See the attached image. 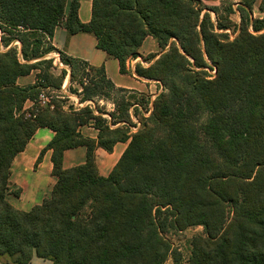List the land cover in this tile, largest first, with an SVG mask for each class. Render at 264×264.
Masks as SVG:
<instances>
[{"label": "trees", "instance_id": "1", "mask_svg": "<svg viewBox=\"0 0 264 264\" xmlns=\"http://www.w3.org/2000/svg\"><path fill=\"white\" fill-rule=\"evenodd\" d=\"M68 2L0 0L6 49L0 50V258L10 264H30L35 256L52 264H165L173 256L179 262L167 232L202 227L186 264H264V19L252 24L255 0L238 6L246 28L233 41L218 32L230 28L229 20L211 9L215 25L202 0H94L89 24L79 20V2L67 10ZM234 11L231 4L225 10L228 16ZM63 23L70 35H93L123 73L147 37L158 43L159 59L135 69L162 86L153 101L140 94L149 107L141 123H132L131 103L116 100L119 117L110 121L97 105H41L44 90L60 92L67 77L66 70L55 77L58 63L48 59ZM16 41L20 45L12 46ZM65 58L70 83L82 88L80 103L129 92L117 89L104 68ZM34 71L35 84L18 85ZM91 124L99 132L95 140L80 131ZM41 128L55 133L39 162L52 151L57 181L50 198L22 212L8 201L11 167ZM119 143L128 145L125 152L109 176H101L96 150L112 153ZM79 147L86 148L85 163L65 170V152Z\"/></svg>", "mask_w": 264, "mask_h": 264}, {"label": "crops", "instance_id": "2", "mask_svg": "<svg viewBox=\"0 0 264 264\" xmlns=\"http://www.w3.org/2000/svg\"><path fill=\"white\" fill-rule=\"evenodd\" d=\"M74 0H69L67 10ZM79 2V20L82 24H89L93 16L94 0H77ZM204 3L214 1V6H218L219 0H202ZM54 53L48 56V59H53L54 62L59 61L57 55L64 53L68 58L77 59L89 64L93 68H104L107 77L115 85L117 89H123L132 93L145 94L151 97L153 101L157 96L156 93L162 90L159 83L153 80L141 78L135 73L137 66L148 68L162 54L158 43L152 38L147 37L142 47L139 50V56L129 58L126 63V72H121L120 63L118 60L111 58L97 47V40L91 34H76L70 35L65 27V24L59 25L55 30V35L51 41ZM148 56H154L152 60H145ZM59 70V69H53ZM66 70L67 77L63 84V94L65 98L72 102L75 107L89 106L94 109L98 101H88L80 103V98L69 96L66 85L70 83L71 69ZM38 71H34L31 75L18 79V85L24 87L36 83ZM62 90V89H61ZM102 104L103 100H100ZM109 106L114 107L113 104ZM26 107H31V103H27ZM114 109H111L113 111ZM83 136L91 139H97L99 132L91 125L81 127ZM55 133L48 128L39 129L33 139L28 143L26 149L17 155L11 167L10 178V193L8 195L9 203L17 210L29 212L34 207L41 205L45 199L51 197L53 188L56 184V178L53 176V163L51 161L52 151L46 152L41 161L39 158L42 151L52 141ZM127 144L119 143L115 146L112 153H107L103 149L96 150V162L99 173L103 177H108L116 166L123 153L127 148ZM86 148L79 147L73 150L66 151L63 158V168L65 170L76 166L83 165L86 161ZM19 190L20 195L11 194L13 190ZM30 264H52L50 261L42 260L36 256Z\"/></svg>", "mask_w": 264, "mask_h": 264}, {"label": "rangeland", "instance_id": "3", "mask_svg": "<svg viewBox=\"0 0 264 264\" xmlns=\"http://www.w3.org/2000/svg\"><path fill=\"white\" fill-rule=\"evenodd\" d=\"M242 1L243 0H223V1L219 0V3L217 4L218 6H214V1H212L210 3H204L202 1L203 6L206 8L204 10V12H209L211 14L212 21L215 25H217L218 17H220L221 19L229 20L228 26L230 28L225 30V31H218V32L227 34L230 37V41L235 40L236 37L242 32V30H245V28H246L244 23H243L242 16L239 13V11L237 10L238 6L242 3ZM230 4L233 6V9L235 11L233 14L228 16V14L225 12V10L227 9V6H229ZM215 8L218 9V14H219L218 17L214 12H211V9H215ZM263 19H264V0H255V2L253 4L252 24L254 21L263 20ZM252 24L249 26V31L252 34H256L253 31ZM20 30H22V29H20ZM263 33H264V30L261 32V34H263ZM257 35H259V34H257ZM17 42L18 41H16L15 43H17ZM19 45H20V43H19ZM14 46H17V45H14ZM57 57L59 58L60 61L62 60L61 63L65 66L66 55L64 53H61V54L57 55ZM151 57L152 56H148V58H146L145 60H147V59L152 60ZM157 60H155V61H157ZM211 66L213 67V69H215L214 65L211 64ZM55 69H59V70H52L51 72L53 73V75L55 77H60L61 76L60 69H64V68L57 66V67H55ZM67 69H71V67L68 66ZM79 69H83V68H79ZM85 69H86L85 73H87L86 75H90L89 78L95 77V72L87 70V69H90L87 67ZM209 73L211 76H214L216 71L213 70V71H210ZM82 78H83V76H80V75L77 76V73H76V76H75L76 80H78L80 82L81 81L85 82L84 79H82ZM64 83H65V81H64ZM160 86L161 85L159 83V87ZM66 89H67V93L69 94V96H73L74 98H76V96L78 94L80 95V93H82V88H81L80 84L76 81H74L71 84V86H69V82H68L66 85ZM161 92H162V90H160V92H157L156 96L159 95ZM43 94L49 100V103L50 102L55 103L56 101H64L65 107L71 105V103H72V102H69L65 98V96L63 94V88L60 92L57 90H54L52 88H47L46 90H44ZM143 95H145V94H143ZM147 96H149V95H146V97ZM100 100H103L104 103L102 104L101 102H99ZM112 100H116L119 105H121V103H123V104L124 103H131L132 106L129 109V115H130V119H131L132 123H134V124L141 123L146 117L149 116V114L146 112V109L149 108L148 107V100L144 96L137 94V93H129V92L128 93H122V94L121 93H113L111 99H105L102 97L95 99V101H98V103H99V104H97L99 111H101L103 113L104 119H106L108 121L111 120L110 115H112V114H115L116 117H119V115L117 114L118 107L115 106V104ZM109 104H113L114 107L109 106ZM111 109H114V110L111 111ZM95 115H99V113L96 112ZM93 123L94 122H92V124ZM137 130L138 129H134V132ZM13 191H16V190L14 189ZM203 234H204V230L202 227H192V228L186 229V230L181 231V232H178V231L177 232L176 231L167 232V238L170 241V243L172 244V250L174 251V254L178 253L180 255V261L176 262L174 260L173 256H171V257H169L168 261L165 264H186L191 257L192 247H193L192 246L193 239L197 236H202ZM9 262H10V260L6 257L0 258V264H8Z\"/></svg>", "mask_w": 264, "mask_h": 264}, {"label": "built area", "instance_id": "4", "mask_svg": "<svg viewBox=\"0 0 264 264\" xmlns=\"http://www.w3.org/2000/svg\"><path fill=\"white\" fill-rule=\"evenodd\" d=\"M1 35L2 33L0 32V50L4 51L6 50L2 45H1ZM17 45V47L19 46V43H14L12 46ZM8 49V48H7ZM58 66H60L61 68L67 69L68 66H64L61 61H58ZM40 103L42 106H48L51 104V102L49 103V100L44 96V94L42 93L40 96Z\"/></svg>", "mask_w": 264, "mask_h": 264}]
</instances>
